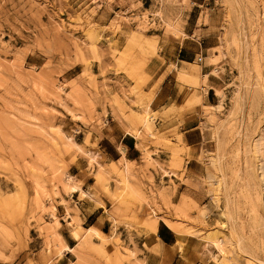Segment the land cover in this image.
<instances>
[{
  "label": "rangeland",
  "instance_id": "374dc122",
  "mask_svg": "<svg viewBox=\"0 0 264 264\" xmlns=\"http://www.w3.org/2000/svg\"><path fill=\"white\" fill-rule=\"evenodd\" d=\"M200 37L213 44L202 49L201 61H166L161 69L173 72L178 107L191 122L199 118L203 130L202 137L193 130L198 139L185 146L152 126L156 112L147 102L155 84L147 94L140 86L159 45L171 55L179 41L203 47ZM203 68L215 78L214 94L208 90L215 105L201 104ZM105 100L132 124L139 169H156V176L140 172L143 180H157L153 189L127 182L133 163H106L101 155L108 145L101 135ZM93 133L98 141H89ZM147 137L153 150L166 151L165 159L150 157ZM72 162L95 169L94 185L117 213L111 231L145 218L152 227L161 202L186 231L215 245L220 264H264V0H0V257L36 232L47 249L66 247L54 204L77 187L66 172L76 169L67 167ZM134 203L146 217L127 221L123 212ZM63 227L73 237L82 232L81 248L91 235L104 237L74 218Z\"/></svg>",
  "mask_w": 264,
  "mask_h": 264
},
{
  "label": "crops",
  "instance_id": "0c3cea01",
  "mask_svg": "<svg viewBox=\"0 0 264 264\" xmlns=\"http://www.w3.org/2000/svg\"><path fill=\"white\" fill-rule=\"evenodd\" d=\"M199 40L203 43V47L194 46L190 48L179 41L176 51L171 55L160 53L162 45H159L156 55H151L149 58L148 77L140 86L142 92L147 94L151 85L155 84L147 102L150 111L156 112L152 126L157 131L165 132L172 139V142L178 141L185 146L197 141L198 138L192 137L193 130L199 128L196 131V137H202L203 130L198 125L199 118L198 122H191L192 117L186 116V111L178 107L181 103L178 100L180 90L174 80L173 72L171 70L164 72L161 69L166 61H171L176 65L180 62L190 63V60L200 55L202 49L213 45L206 37H200ZM154 61H157L158 64H155ZM209 72L208 68H203V71L200 69L199 72L201 76L205 75L207 82V88L202 90L200 95L203 105L216 104V97L214 95L209 96L208 92L213 88L215 81ZM125 81L128 85L132 84V80L128 78ZM112 89H116V93H120L117 86L113 85ZM210 92L214 94L213 91L210 90ZM129 97L130 100L136 99L130 92ZM124 103L128 104L132 110L139 109L136 104L125 99ZM104 109L107 114L106 126L101 135L107 140L108 145L106 148H101V155L106 157V163L116 160H121L122 163H133V166L126 173L127 182L138 184L143 181L146 184L145 189L149 187L153 189L157 180L154 179L153 183L149 179L143 180L140 178V172H149L152 176H156V169L149 166H146L147 169H139L138 165H142L141 150L137 146L136 137L131 131L132 124L118 113L115 105L106 100L104 101ZM171 133H176L178 140ZM101 135L93 133L89 136V141L93 139L98 141ZM145 140L148 143L151 139L147 137ZM147 147L151 150L150 157L152 159L166 158V151L160 147L153 150L151 143H148ZM71 166L76 169L67 168L66 172L76 180L77 187L71 193H60L62 201L59 200V197H55L56 203L54 204L55 215L60 223L59 227L64 233L58 230L59 227L56 231L61 235L66 247H61L58 251L52 246L47 249L44 246L42 236L36 232L32 240L30 237L27 239L22 237L23 239H19L18 243H16L17 241L12 242L11 249L3 248L2 254L7 257H0V264H30L28 259L36 264H46V262H50V264H220L217 260L220 254L215 245L211 241L204 240L200 233L186 231L183 227L184 220L175 217L170 208L164 207L161 202H158L159 209L152 212L153 214L156 213L157 216L152 227L147 224L150 220L145 218L144 223L119 224L114 231H111V221L115 219L117 213L113 211L111 198L102 192L99 186L94 185L93 174L95 169H81L73 162L67 167ZM129 174L134 177L132 178ZM111 176L112 173L109 172L108 188L110 190L113 188ZM162 179H168L165 173L162 174ZM178 192L179 189H175L169 198L170 201H173L171 197ZM148 205L152 207L151 202ZM140 206L144 207V203L142 202ZM128 207L123 212L125 220L132 222L141 216L146 217L144 211L137 212L138 203H134L133 206L128 204ZM131 211L135 213L132 215ZM71 218L77 219L82 229L85 226H95L104 237L91 235L86 238L87 245L82 248L79 247L77 244L81 240L82 232L79 233V237H73L68 227H63L64 221L69 222ZM193 225L194 229L200 226L198 224ZM115 236L117 241L113 239ZM229 264L234 263L231 261Z\"/></svg>",
  "mask_w": 264,
  "mask_h": 264
},
{
  "label": "built area",
  "instance_id": "2783aa9c",
  "mask_svg": "<svg viewBox=\"0 0 264 264\" xmlns=\"http://www.w3.org/2000/svg\"><path fill=\"white\" fill-rule=\"evenodd\" d=\"M195 59H196L197 61H201V55H197V56L195 57Z\"/></svg>",
  "mask_w": 264,
  "mask_h": 264
},
{
  "label": "bare ground",
  "instance_id": "6f19581e",
  "mask_svg": "<svg viewBox=\"0 0 264 264\" xmlns=\"http://www.w3.org/2000/svg\"><path fill=\"white\" fill-rule=\"evenodd\" d=\"M220 250H221V248H220ZM222 251V250H221Z\"/></svg>",
  "mask_w": 264,
  "mask_h": 264
}]
</instances>
